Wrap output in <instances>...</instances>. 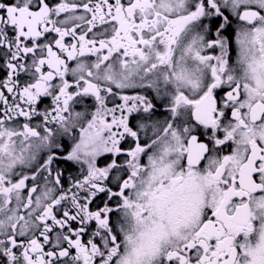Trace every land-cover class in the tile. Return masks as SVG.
<instances>
[{
    "label": "snow or ice",
    "instance_id": "snow-or-ice-1",
    "mask_svg": "<svg viewBox=\"0 0 264 264\" xmlns=\"http://www.w3.org/2000/svg\"><path fill=\"white\" fill-rule=\"evenodd\" d=\"M0 70V264H264V0H0Z\"/></svg>",
    "mask_w": 264,
    "mask_h": 264
},
{
    "label": "flooded vegetation",
    "instance_id": "flooded-vegetation-1",
    "mask_svg": "<svg viewBox=\"0 0 264 264\" xmlns=\"http://www.w3.org/2000/svg\"><path fill=\"white\" fill-rule=\"evenodd\" d=\"M225 14L226 15H229L230 19L232 20V23L230 26H228L224 32V35L228 36L229 39H230V42H231V47H230V56L232 58L233 61H235L236 59V55H237V46H236V41H235V36H236V28L238 26V22L236 21V19L234 17H231V14L225 10ZM219 23L218 20H213L212 21V24H213V34H214V28L215 26H217ZM6 76V73L3 71V70H0V79H3L4 77ZM21 79H26V76H24L23 74L21 75ZM131 94V93H129ZM219 95H223L222 92L219 93ZM48 101L45 100V104H47ZM87 104L88 105H91L92 104V100L89 99L87 101ZM41 107H43V105H41ZM76 110L78 111H81L83 110V108L81 106H76ZM93 110L91 107H89V111ZM168 115V113H166L163 109V106L160 105L159 106V110H158V113H157V118L158 119H164L166 116ZM78 135H79V132L77 130L76 132V136L78 138ZM75 143V141L73 139H71L70 136H65L62 138V144H63V155H66V153L68 151L71 150V147L72 145ZM105 162V158L104 157H101L100 160H99V164L100 166H103ZM60 167L62 169H64V181H65V186H67V178L69 175H75L78 171H79V165H75L71 162H61L60 163Z\"/></svg>",
    "mask_w": 264,
    "mask_h": 264
}]
</instances>
